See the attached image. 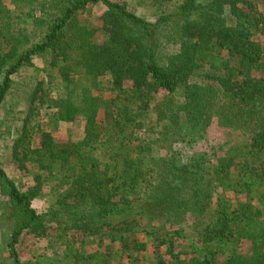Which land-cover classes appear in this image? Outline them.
<instances>
[{
  "label": "trees",
  "instance_id": "1",
  "mask_svg": "<svg viewBox=\"0 0 264 264\" xmlns=\"http://www.w3.org/2000/svg\"><path fill=\"white\" fill-rule=\"evenodd\" d=\"M140 3L150 19L0 0V114L23 87L9 163L31 180L0 159L11 264L26 236L69 264H264V0ZM94 9L98 27L80 19ZM43 108L81 136L57 137ZM215 121L235 143L211 145Z\"/></svg>",
  "mask_w": 264,
  "mask_h": 264
},
{
  "label": "rangeland",
  "instance_id": "2",
  "mask_svg": "<svg viewBox=\"0 0 264 264\" xmlns=\"http://www.w3.org/2000/svg\"><path fill=\"white\" fill-rule=\"evenodd\" d=\"M126 3L129 8L138 16L150 19V10L148 11L146 6L141 5L140 0H117ZM100 9H94L91 12H83L80 14L81 20H88L94 27H98V18L101 15ZM100 34L98 33L97 39H100ZM264 47V38H263ZM35 66L40 68V63L35 62ZM34 69L26 73V75L18 80V82L27 83L28 79H33L35 76ZM195 83L205 84L208 83L205 79L195 78L193 80ZM25 87V86H24ZM23 87L21 91H14V93L8 98L5 107L0 114V159L3 161L5 169L7 172L13 176H18L14 169L10 166V147L12 145L13 139L20 132L22 127V119L25 117V98L23 94ZM42 124L48 125V130L56 134L57 137L64 139L68 135H72L75 138L81 136L83 129L82 122H76L74 124H54L52 112L46 109L39 110ZM37 119V118H36ZM35 119V120H36ZM39 121L33 123L36 126ZM46 129V128H45ZM208 137L211 141L212 146H230L233 143L234 137L226 132L223 128L219 127L217 121L212 125L209 131ZM16 180L25 185V187L31 185V180L29 178ZM45 201L42 199L36 200L33 204L36 210H43L45 207ZM4 206L0 201V264H11L7 255V242L9 237L10 228L8 223L4 220ZM106 249H111L108 245H105ZM88 253L95 251V248L91 247L87 249ZM18 253L20 256V261L22 264H69L68 260L62 256L57 248L53 246L48 240L41 237L26 236L23 239L21 246L18 248Z\"/></svg>",
  "mask_w": 264,
  "mask_h": 264
}]
</instances>
